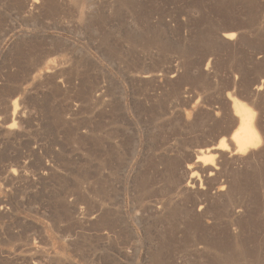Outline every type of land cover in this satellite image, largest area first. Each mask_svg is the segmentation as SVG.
<instances>
[{
  "label": "rangeland",
  "instance_id": "374dc122",
  "mask_svg": "<svg viewBox=\"0 0 264 264\" xmlns=\"http://www.w3.org/2000/svg\"><path fill=\"white\" fill-rule=\"evenodd\" d=\"M0 264H264V0H0Z\"/></svg>",
  "mask_w": 264,
  "mask_h": 264
},
{
  "label": "bare ground",
  "instance_id": "6f19581e",
  "mask_svg": "<svg viewBox=\"0 0 264 264\" xmlns=\"http://www.w3.org/2000/svg\"><path fill=\"white\" fill-rule=\"evenodd\" d=\"M233 107H234V111L236 112V114H239V115L241 114V115L239 119L240 124L238 128L230 135V141L234 144L235 150L242 154L248 149L257 147L260 143V138L258 137L256 133L258 130L255 132L251 123L248 120L249 118L247 119L245 115L246 113L244 114V109L242 108V106L238 105L237 103V104H234ZM224 148H225V143L222 141L218 144V146L216 147V150H222ZM210 151L207 150L205 152L206 155H203V157H197L196 162L202 161V165L205 166L207 164L206 162L210 160L211 157H213V155L209 153Z\"/></svg>",
  "mask_w": 264,
  "mask_h": 264
}]
</instances>
